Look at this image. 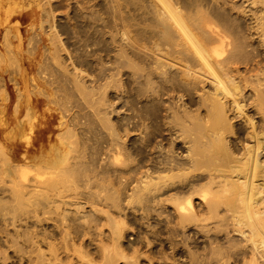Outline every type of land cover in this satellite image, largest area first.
I'll return each instance as SVG.
<instances>
[{"label":"bare ground","instance_id":"1","mask_svg":"<svg viewBox=\"0 0 264 264\" xmlns=\"http://www.w3.org/2000/svg\"><path fill=\"white\" fill-rule=\"evenodd\" d=\"M89 8L68 51L50 11L48 55L0 50V264H264V0Z\"/></svg>","mask_w":264,"mask_h":264},{"label":"rangeland","instance_id":"2","mask_svg":"<svg viewBox=\"0 0 264 264\" xmlns=\"http://www.w3.org/2000/svg\"><path fill=\"white\" fill-rule=\"evenodd\" d=\"M12 1H13V3H12ZM69 1H72V2L70 3ZM85 1L84 0H9V3H8V0H0V6H1L0 7V21H3L4 18H5L6 13L4 15V12H6V10H4V9H6V8H9V9L10 8L11 9L12 8L13 9L14 8L15 9L17 8L16 10H18V12L21 11V10H24V12L21 11L19 13V15L21 14L20 17L14 18L10 22L7 21V22H5L3 24H2V22L0 23V30H1L0 31V50H2V52L5 51L4 54L6 53L5 54L6 57H8V56H14V54L16 55L17 53H15L13 51L16 50L15 47H18V44H19L18 38H19V39H21V41H20V48L18 47V49H20V50L17 49L16 52L18 51V53H20L19 55H21V57L17 54L18 55V59H25L27 57H29V58L32 57L29 54V50L32 47L35 48V46L37 44H39V45L36 46V48L34 50L35 51V53H34L35 56L33 55V57H36V60H37V59H39V55L40 54H41L40 56H42V57H44L45 55H48L47 54L48 50L45 47V46L48 47L50 45V39L47 38V39H49V41L47 39L45 40V35H46L47 31H48V28L46 27L47 24L45 23V25L43 24V26H42V23H40L39 21L42 22L46 18L45 17V12L50 11L51 14H52V16H53V19H54V25L56 27V31H58L57 33H58V35H59L60 38L61 37H64V38H62L63 40L62 39L61 40H62L64 46L66 45L65 46V49L68 51V46H69L70 49L73 47V46H71V45L68 44V26L71 23L74 22V21L70 22L71 21L70 16L73 15V14H75L76 13L75 11L78 10V8L79 9H82V8L85 9V10L82 9L81 13L88 12L89 11L88 9H90L89 7H91V9H94V8H92V4H93V2L95 0H93V1L92 0L91 1L90 0H87L86 3H85ZM90 2H91V4H90ZM10 3L12 4L13 7L10 6ZM15 3H16V5H15ZM87 3H89V4H87ZM5 4H7L9 6H7ZM86 4L87 5H90V6H87ZM76 5H77L78 8L76 7ZM73 6H75V8ZM50 9H52V10H50ZM10 11L13 12V13L10 12L11 14H13L12 16L16 15V14H14V13H16V11L15 12H14V10H10ZM8 12L9 11H7V13ZM71 12H72V14H71ZM10 13H8V14H10ZM42 13L44 15H42ZM23 16H24V18H23ZM44 22L45 21H43V23ZM68 22H69V25H67ZM31 23H32V25L35 24V26L33 25V27H32ZM32 28H33V30H32ZM7 29H9V30H7ZM40 29H44L42 32L45 33V35L43 33H41V30ZM45 29H47V30L45 31ZM39 30H40V32H39ZM34 32H36L39 35L35 34ZM35 35H36V37H35ZM5 41H6V43H5ZM44 41H47V43L44 42ZM69 41L71 42V40H69ZM45 43H46V45H45ZM6 44L8 45V47H7L8 49L6 48V46H7ZM13 45L15 46V47H13L14 50H11V49H13L11 46H13ZM42 45H43V47H42ZM51 47H53V46H51ZM6 50L8 51L9 55H8V53H7ZM40 50H41V52L42 51L43 52L41 53ZM11 51L14 54H12ZM61 53H63V52H60V54ZM65 54L64 55L61 54V55H62V58H64V60L66 59V63L68 64V62H67L68 60H67V57H66ZM33 57L30 58V59L33 60ZM27 61H29V60H27ZM27 61L25 59V62H27ZM17 64H15V63H9V61H8L6 65L4 64L2 66V68L5 69V71H6L7 68L9 69V71L7 70L5 73H3V75H4L5 79L7 80V82H8L9 79L12 78V81L8 83L10 85V88H9L8 91L10 92L12 99H11V101L9 103V106L7 107V110H5L6 111V114H7V117L10 119L9 122H11L12 115H13V112H14V105L16 104V101H17V97H16V95H17V91L16 90L17 89L16 88L17 87L19 88L20 86H23L22 84L24 83V81L21 80L22 77L24 76V73H23V76L22 77H21V74L20 73L23 72L26 69V73L27 74L26 73L25 74L27 76V79H29L30 77H33L36 74V70L35 69L32 70L31 69L32 66L31 65H28V63H26V64L24 63V64L21 65V68H22V66L24 67V68H22L23 71H22V69L20 67L18 68ZM37 64H38V62H37ZM4 66H5V68H4ZM6 66H7V68H6ZM29 66H31V67H29ZM14 67H16V68H14ZM10 69H12L13 71L10 70ZM14 69H16V70L14 71ZM20 70H21V72H19ZM11 74H12V76H11ZM26 76H24L23 79L26 78ZM15 78H16V80H15ZM13 80L18 82L16 84V86H14V87H13V83H14ZM21 81L23 83H21ZM41 98L43 99V101L41 102V104H39L35 108L36 115L39 118H42V120H44L46 118V116H47L46 115L47 113L48 114H50V113L54 114L55 120L52 122V127L53 128H55L57 126L58 120L61 119L62 117L64 118V119H62L63 121H67V119H68V97H66L64 94H62V93L59 92L58 95H54V96L52 95V96L49 97V99L48 98L46 99L44 97H41ZM1 105H2V102L0 101V107H1ZM21 107H22V104H21ZM42 116H44L45 118L42 117ZM69 209H72V208H69ZM190 233H191V231H190Z\"/></svg>","mask_w":264,"mask_h":264}]
</instances>
